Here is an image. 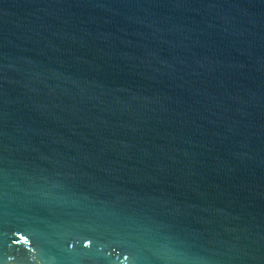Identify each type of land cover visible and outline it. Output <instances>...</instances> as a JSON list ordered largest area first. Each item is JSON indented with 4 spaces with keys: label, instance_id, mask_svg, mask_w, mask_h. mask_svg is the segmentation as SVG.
Wrapping results in <instances>:
<instances>
[{
    "label": "water",
    "instance_id": "95a60500",
    "mask_svg": "<svg viewBox=\"0 0 264 264\" xmlns=\"http://www.w3.org/2000/svg\"><path fill=\"white\" fill-rule=\"evenodd\" d=\"M0 264H264V0H0Z\"/></svg>",
    "mask_w": 264,
    "mask_h": 264
}]
</instances>
